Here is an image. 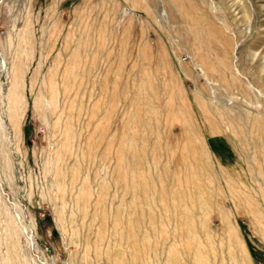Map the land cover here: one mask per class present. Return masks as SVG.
<instances>
[{
  "label": "rangeland",
  "instance_id": "374dc122",
  "mask_svg": "<svg viewBox=\"0 0 264 264\" xmlns=\"http://www.w3.org/2000/svg\"><path fill=\"white\" fill-rule=\"evenodd\" d=\"M0 264H264V0H0Z\"/></svg>",
  "mask_w": 264,
  "mask_h": 264
}]
</instances>
